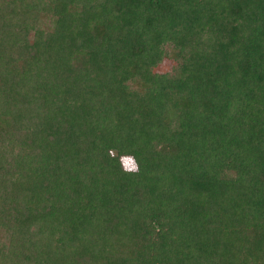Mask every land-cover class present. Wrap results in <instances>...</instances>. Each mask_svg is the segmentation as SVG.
Returning <instances> with one entry per match:
<instances>
[{"label": "trees", "instance_id": "obj_1", "mask_svg": "<svg viewBox=\"0 0 264 264\" xmlns=\"http://www.w3.org/2000/svg\"><path fill=\"white\" fill-rule=\"evenodd\" d=\"M0 264H264V0H0Z\"/></svg>", "mask_w": 264, "mask_h": 264}, {"label": "rangeland", "instance_id": "obj_2", "mask_svg": "<svg viewBox=\"0 0 264 264\" xmlns=\"http://www.w3.org/2000/svg\"><path fill=\"white\" fill-rule=\"evenodd\" d=\"M173 63L170 60H164L158 67H157V71L159 72H163V71H167L170 70V68L172 67ZM124 165L126 167L129 168H133L134 167V161L130 158V157H126L123 159Z\"/></svg>", "mask_w": 264, "mask_h": 264}]
</instances>
